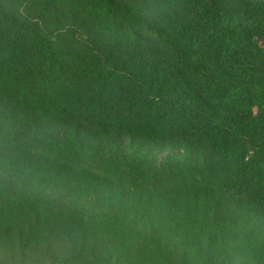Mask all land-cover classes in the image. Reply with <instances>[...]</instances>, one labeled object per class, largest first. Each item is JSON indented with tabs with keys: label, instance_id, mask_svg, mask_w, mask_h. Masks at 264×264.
I'll use <instances>...</instances> for the list:
<instances>
[{
	"label": "trees",
	"instance_id": "trees-1",
	"mask_svg": "<svg viewBox=\"0 0 264 264\" xmlns=\"http://www.w3.org/2000/svg\"><path fill=\"white\" fill-rule=\"evenodd\" d=\"M0 264H264V0H0Z\"/></svg>",
	"mask_w": 264,
	"mask_h": 264
}]
</instances>
